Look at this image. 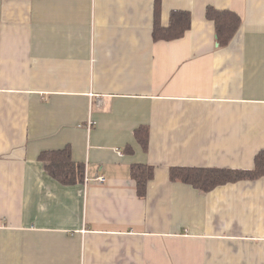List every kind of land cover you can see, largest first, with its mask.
<instances>
[{"label": "crops", "instance_id": "1", "mask_svg": "<svg viewBox=\"0 0 264 264\" xmlns=\"http://www.w3.org/2000/svg\"><path fill=\"white\" fill-rule=\"evenodd\" d=\"M157 1L0 0V264H264V176L171 179L255 168L264 0H159L164 27L191 13L174 40L154 38ZM208 6L241 16L228 46ZM67 147L74 183L41 157ZM136 164L155 167L143 197Z\"/></svg>", "mask_w": 264, "mask_h": 264}, {"label": "trees", "instance_id": "2", "mask_svg": "<svg viewBox=\"0 0 264 264\" xmlns=\"http://www.w3.org/2000/svg\"><path fill=\"white\" fill-rule=\"evenodd\" d=\"M160 2L156 3L154 20V38L174 40L183 37L191 28L192 16L189 11L174 10L171 13L170 23L164 27L159 20ZM206 15L213 20L216 28L217 41L220 46H228L241 25V16L231 10H219L208 6ZM136 138L147 150L149 145V129L138 128ZM42 159L50 163L52 175L63 183H74L84 178L85 166L73 161L70 148L48 151L42 154ZM155 175V167L148 164H136L132 167V176L138 185V194L145 196L149 181ZM264 176V150L255 157V168L252 170L222 169V168H187L174 167L171 169V179L181 180L201 190L208 191L220 184L241 179H255Z\"/></svg>", "mask_w": 264, "mask_h": 264}, {"label": "built area", "instance_id": "3", "mask_svg": "<svg viewBox=\"0 0 264 264\" xmlns=\"http://www.w3.org/2000/svg\"><path fill=\"white\" fill-rule=\"evenodd\" d=\"M98 180L101 181V182H104L106 180V177L100 176V177H98Z\"/></svg>", "mask_w": 264, "mask_h": 264}]
</instances>
